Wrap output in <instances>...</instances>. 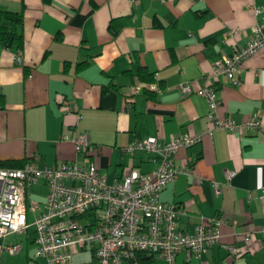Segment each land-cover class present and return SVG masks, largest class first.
I'll return each mask as SVG.
<instances>
[{
    "label": "crops",
    "instance_id": "crops-1",
    "mask_svg": "<svg viewBox=\"0 0 264 264\" xmlns=\"http://www.w3.org/2000/svg\"><path fill=\"white\" fill-rule=\"evenodd\" d=\"M0 7L24 16L23 49L0 41V168L34 160L40 167L95 164L114 183L136 168L155 170L151 154L125 150L135 141L204 133L202 143L175 158L192 174H181L161 198L187 210L180 225L191 233L202 219L219 217L222 238L201 261L182 253L177 264H264V241H245L246 232L264 226V133L215 130L197 94L215 63L264 25V0H0ZM232 30L240 35L230 38ZM141 69L149 79L140 78ZM184 83L193 94L183 93ZM213 85L222 119L243 124L259 114L264 123V50L243 63L240 85L226 77ZM83 133L92 148L77 154L74 139ZM34 186L47 190L43 182ZM46 198L38 199L39 212ZM8 238L4 243H19L23 251L11 255L0 242V264L8 255L47 264L36 257V236L27 246ZM71 251L74 264H100L94 249ZM141 259L168 264L156 256Z\"/></svg>",
    "mask_w": 264,
    "mask_h": 264
},
{
    "label": "built area",
    "instance_id": "built-area-1",
    "mask_svg": "<svg viewBox=\"0 0 264 264\" xmlns=\"http://www.w3.org/2000/svg\"><path fill=\"white\" fill-rule=\"evenodd\" d=\"M240 32L232 30L228 36L235 38ZM261 50H264V25H257L252 40L218 60L213 74L206 77L205 86L197 91L208 104V119L215 130L225 129L239 135L248 130L264 133L259 114L243 124L222 119L219 115L222 101L213 85V80L220 77L240 85L243 63ZM18 62L23 63L21 56ZM181 89L185 95L194 93L188 83L182 84ZM204 136L198 133L195 137L177 136L168 141L156 137L135 141L125 150L130 154L137 151L151 154L155 170L145 173L136 168L114 183L95 164L85 167L71 162L40 167L34 160L23 168H0V242L35 227L36 257L47 264H74L72 248L94 249L100 264H140L143 256L155 255L168 264H177L182 253L188 254L189 260L201 261L221 242L224 221L219 217L211 221L202 219L193 233L188 232L180 225L188 215L187 210L177 203L164 202L161 194L181 174H192V168L178 167L175 158L180 150L202 143ZM74 143L77 154L92 148L88 133L78 135ZM234 174L227 176L231 178ZM42 182L48 192L44 210L39 212L38 206L29 203L28 195L31 186ZM214 186L220 194L219 184ZM31 214L35 215L32 223ZM256 237L264 241V226L245 233L247 242ZM2 246L11 255L23 251L19 243ZM228 250L233 256H240L236 246H229Z\"/></svg>",
    "mask_w": 264,
    "mask_h": 264
},
{
    "label": "trees",
    "instance_id": "trees-1",
    "mask_svg": "<svg viewBox=\"0 0 264 264\" xmlns=\"http://www.w3.org/2000/svg\"><path fill=\"white\" fill-rule=\"evenodd\" d=\"M23 13L13 12L4 7H0V41L8 48L17 47L22 50L24 47V34H23ZM113 27V26H112ZM151 74L146 70L141 69L140 78L147 80ZM26 164L18 163L12 165L14 168H23ZM140 264H144L142 259Z\"/></svg>",
    "mask_w": 264,
    "mask_h": 264
},
{
    "label": "rangeland",
    "instance_id": "rangeland-1",
    "mask_svg": "<svg viewBox=\"0 0 264 264\" xmlns=\"http://www.w3.org/2000/svg\"><path fill=\"white\" fill-rule=\"evenodd\" d=\"M47 189V187H46ZM47 190H43V189H38L36 186L31 187L30 190V195H31V202L30 204H34L36 205L37 202H39L38 199L40 198H44L45 196L47 197ZM38 205V204H37ZM43 203L41 205V207H43ZM35 217L33 215H30V222L32 223L34 221ZM36 236V228L35 227H31V229L24 234H15L13 237H11L10 239L8 238V241H17V242H23L25 246H27V239L30 237L31 238H35ZM29 252L31 253V255H33L35 257V247L34 245L30 244L29 248H28ZM157 258H159L158 255H155ZM5 262L1 263V264H24V260H22L21 258H18V256H5L4 257Z\"/></svg>",
    "mask_w": 264,
    "mask_h": 264
}]
</instances>
